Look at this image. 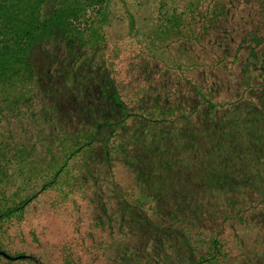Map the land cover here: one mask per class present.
<instances>
[{
	"label": "trees",
	"instance_id": "trees-1",
	"mask_svg": "<svg viewBox=\"0 0 264 264\" xmlns=\"http://www.w3.org/2000/svg\"><path fill=\"white\" fill-rule=\"evenodd\" d=\"M80 14L79 0H0V233L38 190L67 188L110 236L105 264H264V16L201 18L185 33L190 73L168 83L158 69L153 94L135 83L126 99L105 58L106 7ZM125 64L126 84L153 67ZM107 169L109 191L88 186ZM0 257L42 264L1 245Z\"/></svg>",
	"mask_w": 264,
	"mask_h": 264
},
{
	"label": "rangeland",
	"instance_id": "rangeland-1",
	"mask_svg": "<svg viewBox=\"0 0 264 264\" xmlns=\"http://www.w3.org/2000/svg\"><path fill=\"white\" fill-rule=\"evenodd\" d=\"M263 1L107 0L106 5V2L103 4L98 2L95 8L93 7L95 4H87L89 3L87 0H79V4L83 23L97 20L99 13L103 12L104 6L106 7V18H103L104 16L100 18L105 36V58L112 64V74L116 76L120 85H124L125 98L129 99L138 89L135 83L141 85L140 94L155 92L152 88L147 90V86L150 83L151 87H154L162 82L158 69L162 71L168 83L177 76L190 73L186 60L194 59L197 49L189 47L191 37L187 34L192 27L201 28L203 18H210L211 13L226 11L229 26H234L240 17H251L252 14L259 15L260 19L264 16ZM191 24L193 25L189 27ZM207 39L211 40V36L200 37L203 44ZM67 45L71 46V40L67 41ZM183 48L188 49V52L184 53ZM208 53L212 52L206 54L209 55ZM143 58H148L153 66H149L142 73L144 78L146 72H150L146 75L148 81L144 83L145 79L140 76L126 84L128 79L125 72L126 74L127 71L131 72V66L126 67L125 63L127 61L131 63L132 60L133 64L140 63ZM138 69L142 71L141 66ZM133 73L137 75L135 69ZM122 168V165L117 164L113 168V174L121 185L120 189L125 191L131 178L130 174L121 173ZM76 169L74 165L73 170ZM93 181L88 185L92 189L97 188L96 183L105 186L107 191L112 188L109 169L98 171ZM66 190L67 188L60 191L50 188L38 190L24 205L22 216L5 222L1 228L3 232L0 233V245L4 251L9 254H31L42 264H105L104 253H110L112 250L106 249L110 236L100 226H95L99 219H95L92 213L88 214L83 209L91 208L86 198L75 193H68L64 197ZM237 227L238 229H233L235 239H239L237 242H243L250 236L251 231L243 226ZM227 231L226 233L229 232ZM237 261L238 259H234L228 264H240ZM0 264L38 263L30 258H19L8 263L5 258L0 257Z\"/></svg>",
	"mask_w": 264,
	"mask_h": 264
}]
</instances>
